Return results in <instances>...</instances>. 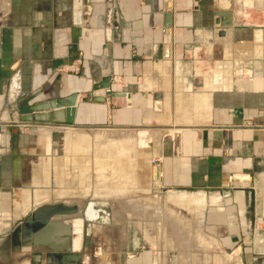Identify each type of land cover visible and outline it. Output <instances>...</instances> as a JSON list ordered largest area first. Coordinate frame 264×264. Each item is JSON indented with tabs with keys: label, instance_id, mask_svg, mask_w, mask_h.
Masks as SVG:
<instances>
[{
	"label": "crops",
	"instance_id": "crops-1",
	"mask_svg": "<svg viewBox=\"0 0 264 264\" xmlns=\"http://www.w3.org/2000/svg\"><path fill=\"white\" fill-rule=\"evenodd\" d=\"M218 2L0 0V241L34 206L69 201L61 176L57 189L32 192L25 180L26 159L49 160L56 133L89 164L83 130L131 128L171 109L186 124L151 160V189L165 204L154 199L152 221L146 202L91 198L108 220L92 223L80 264H264V0H220L233 23L223 37ZM71 99L52 110L70 126L21 122L33 106ZM136 210L137 222L120 221ZM93 229L104 234L101 257ZM14 260L10 252L0 264Z\"/></svg>",
	"mask_w": 264,
	"mask_h": 264
},
{
	"label": "rangeland",
	"instance_id": "rangeland-1",
	"mask_svg": "<svg viewBox=\"0 0 264 264\" xmlns=\"http://www.w3.org/2000/svg\"><path fill=\"white\" fill-rule=\"evenodd\" d=\"M157 109H160L159 106ZM167 111L170 112L171 109ZM168 112L166 114L162 112L159 115H146V120L143 123L131 128L83 130L82 132L89 136L88 148L83 149L88 155L92 154L89 164H84L85 156L81 154L76 155L73 159L75 148L72 147L73 155H71L70 151L65 149L63 132L56 133L52 138V157L49 160L46 161L47 157L41 155L29 156V160L26 159L28 163L25 180H34L29 190L32 192L35 188L57 189L56 179L61 176L60 187L69 190L66 193L68 202H75L80 208L91 198L105 203L110 202L113 206L116 204L138 206L145 205L144 202H146L149 204L146 209L147 214L152 217L153 221L154 213L152 212H154V204H156L154 199H157V203L165 204L167 195H163V197L159 195V200V197H155L151 189L154 178L151 174V169L154 166L152 159L157 152L160 140L163 137H172L168 131L181 128L186 124L179 122V115ZM38 143L41 142L38 141ZM48 163H52V168L54 167L50 179V175L47 173ZM56 167L57 172L55 171ZM142 214L144 213L139 210L120 211L119 219L122 222L124 217L137 222ZM16 231H14L13 240L16 237ZM87 231L89 239L90 228H87ZM93 232L91 234L98 236L99 239L95 251L101 257L106 253L105 246L107 247L102 241L105 240L104 234L97 235L94 229ZM85 248L86 251L91 250V242ZM43 249L46 248L36 247L35 250L28 252L12 251L15 264H36L33 260ZM37 264H42V262Z\"/></svg>",
	"mask_w": 264,
	"mask_h": 264
},
{
	"label": "water",
	"instance_id": "water-1",
	"mask_svg": "<svg viewBox=\"0 0 264 264\" xmlns=\"http://www.w3.org/2000/svg\"><path fill=\"white\" fill-rule=\"evenodd\" d=\"M215 23L220 27L219 37L225 36V29L231 28L232 13L230 5H222L220 0L217 4ZM101 88H107L108 84L100 85ZM158 98V97H157ZM72 100L63 102H49L42 105H36L31 108V113L21 116V122L31 124V128L41 124H60L70 126L72 117L59 119L53 113L56 107L71 106ZM158 177V171L155 172V178ZM105 203H96L91 199L85 202L80 208L75 202L58 201L54 203H40L33 207L21 221L16 231V237L12 240L11 235H7L0 241V258L5 261L10 260L12 251H32L35 245H46L45 242L59 243L66 240L67 247L64 251L55 249H43L34 260L44 262V264H80L86 261L89 252L86 251V245L90 243L87 238V228L89 229L93 222L100 219L103 223L108 220V213L103 209ZM97 208V210H95ZM88 209L95 210V215L91 218L86 216ZM98 212L101 213L98 215ZM69 221L67 228L62 229L60 224ZM79 223V225L77 224ZM61 236V238H60ZM31 259V258H30Z\"/></svg>",
	"mask_w": 264,
	"mask_h": 264
},
{
	"label": "bare ground",
	"instance_id": "bare-ground-1",
	"mask_svg": "<svg viewBox=\"0 0 264 264\" xmlns=\"http://www.w3.org/2000/svg\"><path fill=\"white\" fill-rule=\"evenodd\" d=\"M71 135H73V134H71ZM74 136H75V133H74ZM74 136H71V138L72 137H74ZM77 136H79V135H77ZM76 136V137H77ZM75 137V138H76ZM78 138V137H77ZM72 139H74V138H72ZM71 139V140H72ZM80 138H78L77 140L78 141H80L79 140ZM82 140H83V137H82ZM73 141V140H72ZM74 142H75V139H74ZM73 142V143H74ZM116 146H117V144H116ZM119 146H120V144H119ZM100 168V167H99ZM91 213V214H90ZM90 214V215H89ZM86 216L87 217H89V218H91L92 216H94V212H93V210H90V209H88L87 210V212H86ZM63 223V222H62ZM77 224L79 225V223L77 222ZM60 226H61V228L62 229H65V228H67V226L66 225H64V223L63 224H60ZM62 242H63V244H62V246H61V249H63V248H66L67 247V242H66V240H62ZM61 242V243H62ZM45 243H47L46 245H35L34 246V249L36 248V247H44V248H46V249H57V246L56 245H58V243H52V242H45Z\"/></svg>",
	"mask_w": 264,
	"mask_h": 264
}]
</instances>
